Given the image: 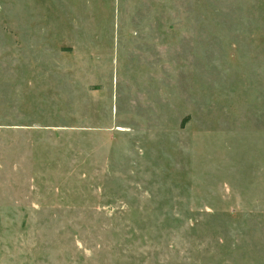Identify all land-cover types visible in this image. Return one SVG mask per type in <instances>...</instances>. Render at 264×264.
<instances>
[{"label": "rangeland", "instance_id": "rangeland-1", "mask_svg": "<svg viewBox=\"0 0 264 264\" xmlns=\"http://www.w3.org/2000/svg\"><path fill=\"white\" fill-rule=\"evenodd\" d=\"M0 264H264V0H0Z\"/></svg>", "mask_w": 264, "mask_h": 264}]
</instances>
